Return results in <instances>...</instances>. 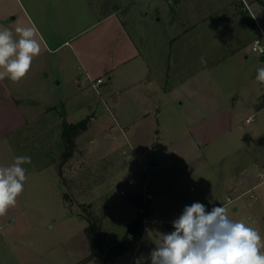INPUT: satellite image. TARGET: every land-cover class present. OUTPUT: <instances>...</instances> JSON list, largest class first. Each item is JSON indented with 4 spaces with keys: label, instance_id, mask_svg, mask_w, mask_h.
Here are the masks:
<instances>
[{
    "label": "rangeland",
    "instance_id": "obj_1",
    "mask_svg": "<svg viewBox=\"0 0 264 264\" xmlns=\"http://www.w3.org/2000/svg\"><path fill=\"white\" fill-rule=\"evenodd\" d=\"M102 2L110 8L123 5L119 14L162 81L172 85L195 80L184 107L176 100H163L160 123L150 130L153 135L158 129L167 134L164 144L169 148L172 144L174 153H193L185 139L186 133H193L202 157L188 165L191 172L162 167L160 174L152 176V188L142 161L132 157L125 163L142 174L134 186L122 183L120 188L117 173L125 155L118 150L128 147L127 139L131 141L136 127L123 130L125 140L100 96L91 95L97 121L85 132L70 133L72 142L60 135L63 124L57 121L29 126L24 145L29 144L30 150L42 146L48 153H27L25 146L17 145L19 156L31 158L26 164L27 198L23 212L11 221L6 242L0 239V264H85L89 260L83 261L87 249L84 215L99 221L112 241L122 236L139 204L148 208L143 217L148 219L180 216L194 202L207 210L222 206L230 219L256 228L264 240V86L255 79L257 69L264 67V54L250 48L252 40L261 36L251 26L260 22V16L249 9L247 0H94L95 7ZM197 105H204L208 115L199 132L183 120L184 113L195 116ZM235 112L236 122L230 124L226 116ZM90 136L98 138L100 148L95 153L87 150L92 146ZM110 148L113 151L98 153ZM151 189L153 201L147 197ZM228 198L234 200L227 203ZM153 203L160 214H151ZM173 230L167 223L144 224L142 219V233L134 248L139 262L150 260V243L160 240V233Z\"/></svg>",
    "mask_w": 264,
    "mask_h": 264
},
{
    "label": "crops",
    "instance_id": "obj_2",
    "mask_svg": "<svg viewBox=\"0 0 264 264\" xmlns=\"http://www.w3.org/2000/svg\"><path fill=\"white\" fill-rule=\"evenodd\" d=\"M247 3L249 9L260 16L261 23L257 20L251 26H256L258 32L262 33L264 0H247ZM122 7L123 5L105 7L103 2L95 7L94 0H0V28L11 29L14 39L19 38L15 33L17 27L35 28L36 39L41 44V53L33 58L24 78L19 82H12L7 77L0 80V167L11 165L14 158L19 156L17 145L25 146L22 140L25 136L28 138L31 125L45 126L54 120L61 126L65 122L73 123L89 116L83 132L87 131L98 119L92 94L100 96L104 109L111 114L123 136L125 128L136 127L131 133V141L124 136L128 147L118 150L125 155L121 160L122 168L117 173L120 188L122 183L134 186L142 174L135 173L126 164L132 157L142 161L143 174L151 188L152 176L160 174L162 167L167 170L179 168L182 173L189 170L188 165L200 161L201 144L193 133H186L188 137L185 138L193 153H174L171 150L172 144L170 148L165 145L169 140L167 134L158 129L153 135L150 130L160 123L163 100H176L184 107L189 102L190 93L194 91L195 80L191 78L172 85L162 81L158 70L153 71L154 64L145 48L119 14ZM164 72L167 73L166 66ZM197 77L193 75V78ZM97 78H101L102 82L98 85V90H95L91 82ZM184 101L187 103L184 104ZM234 102L235 99L232 105ZM196 107L198 112L195 116L184 113L183 120L187 126H197L199 132L203 130L199 126L205 125L208 115L203 112L204 105ZM237 117L235 112L228 114L226 120L233 124ZM221 120L226 121L223 118ZM109 127L113 128L112 125ZM88 140L92 141L88 152L95 153L100 148L98 138L90 136ZM28 146L29 144L24 148L28 150L27 153H48L42 146L32 150ZM111 149L104 152L100 150L98 153L113 151ZM150 159H155L157 165H148ZM23 167L27 177V165ZM151 192L152 189L147 197L153 201L155 194ZM163 197L161 195L159 198L163 200ZM26 198L27 179L23 192L17 197L16 205L0 216V239L5 242V238L11 234V221L23 212ZM168 211L170 210H163L161 214ZM151 214H160L154 203ZM155 219H170V216L157 215ZM84 241L87 249L83 252V257H86L90 253V247L85 232ZM10 244L11 242L9 248ZM150 244L155 249L160 240ZM133 252L119 255L114 264H151V260L139 262L136 257L137 249ZM85 264L96 263L89 260Z\"/></svg>",
    "mask_w": 264,
    "mask_h": 264
},
{
    "label": "clouds",
    "instance_id": "obj_3",
    "mask_svg": "<svg viewBox=\"0 0 264 264\" xmlns=\"http://www.w3.org/2000/svg\"><path fill=\"white\" fill-rule=\"evenodd\" d=\"M0 28V80L19 82L29 72L33 58L41 53L37 30ZM264 52V49H261ZM256 81L264 86V67L257 69ZM28 156H17L9 166L0 167V216L16 205L26 181ZM173 231L160 233V244L149 255L151 264H264V240L260 232L229 218L224 207L211 211L200 202L185 206L172 222Z\"/></svg>",
    "mask_w": 264,
    "mask_h": 264
},
{
    "label": "trees",
    "instance_id": "obj_4",
    "mask_svg": "<svg viewBox=\"0 0 264 264\" xmlns=\"http://www.w3.org/2000/svg\"><path fill=\"white\" fill-rule=\"evenodd\" d=\"M88 119H81L73 123H63L62 136L68 142L69 134L75 135L79 130L85 129ZM68 153L64 155V158ZM147 207L139 204L136 216L129 222L124 233L118 239L108 241L106 232L101 223L92 215L86 214L87 224L84 227V232L90 247V253L83 259L93 260L96 264H114L115 259L125 253L134 251V248L140 239L142 233V219L147 214Z\"/></svg>",
    "mask_w": 264,
    "mask_h": 264
},
{
    "label": "built area",
    "instance_id": "obj_5",
    "mask_svg": "<svg viewBox=\"0 0 264 264\" xmlns=\"http://www.w3.org/2000/svg\"><path fill=\"white\" fill-rule=\"evenodd\" d=\"M251 50L260 54H264V52L261 51V49H264V31H262L261 36H258L256 38H254L251 42V46H250ZM102 82L101 78H97L95 80H92L91 82V86L92 88H94L95 90H98V85ZM251 118H248L247 120H250ZM261 174V173H260ZM262 182L264 183V177H262ZM121 192L123 193V191L121 190ZM234 199H230L228 198V202H232ZM179 216L175 215L170 219H148V218H143V223L145 224L146 222L149 221H155L158 224H164V223H168L172 225V222L177 219Z\"/></svg>",
    "mask_w": 264,
    "mask_h": 264
},
{
    "label": "water",
    "instance_id": "obj_6",
    "mask_svg": "<svg viewBox=\"0 0 264 264\" xmlns=\"http://www.w3.org/2000/svg\"><path fill=\"white\" fill-rule=\"evenodd\" d=\"M148 165L155 166V165H157V162H156L155 159H150V160L148 161Z\"/></svg>",
    "mask_w": 264,
    "mask_h": 264
}]
</instances>
